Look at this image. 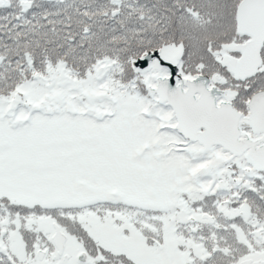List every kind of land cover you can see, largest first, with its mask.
I'll use <instances>...</instances> for the list:
<instances>
[{"label": "snow or ice", "instance_id": "1", "mask_svg": "<svg viewBox=\"0 0 264 264\" xmlns=\"http://www.w3.org/2000/svg\"><path fill=\"white\" fill-rule=\"evenodd\" d=\"M0 264H264V0H0Z\"/></svg>", "mask_w": 264, "mask_h": 264}]
</instances>
